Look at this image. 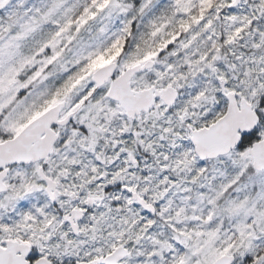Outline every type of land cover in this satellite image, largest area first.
<instances>
[{
  "label": "snow or ice",
  "instance_id": "6c2138e0",
  "mask_svg": "<svg viewBox=\"0 0 264 264\" xmlns=\"http://www.w3.org/2000/svg\"><path fill=\"white\" fill-rule=\"evenodd\" d=\"M0 264H264V0H0Z\"/></svg>",
  "mask_w": 264,
  "mask_h": 264
}]
</instances>
